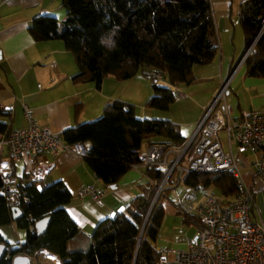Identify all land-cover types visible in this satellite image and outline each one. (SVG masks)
Here are the masks:
<instances>
[{"label": "trees", "instance_id": "16d2710c", "mask_svg": "<svg viewBox=\"0 0 264 264\" xmlns=\"http://www.w3.org/2000/svg\"><path fill=\"white\" fill-rule=\"evenodd\" d=\"M65 21L54 16L33 20L29 31L37 42L61 40L79 67L76 83H94L100 89L113 76L127 81L137 75L152 80L154 94L145 106L168 111L176 102L170 87L159 84L160 74L169 85L189 86L195 81V66L213 62L219 50L211 0H60ZM239 23L246 50L247 75L264 79V0L241 5ZM263 32V33H262ZM262 35L260 36V34ZM260 36V37H259ZM10 114L0 106V134L9 132L3 121ZM69 145L89 143L84 160L105 185H115L139 164V153L147 142L182 148L186 140L169 120L141 119L133 105L114 101L96 121L67 129L62 134ZM150 182L141 194L114 218L101 221L90 235L82 232L67 212L72 194L62 182L38 189L36 182L21 186L17 200L23 215L15 221L27 239L20 247L4 242L11 250L0 264H12L16 256H38L48 251L61 264H157L156 243L165 219L160 196L150 214L141 242L140 235L156 193L154 182L162 175L147 169ZM183 184L198 191L213 190L218 198H234L240 187L228 174L188 173ZM0 173V227L11 225L12 213L3 195ZM50 217L40 235L36 223ZM184 223L188 224L189 222Z\"/></svg>", "mask_w": 264, "mask_h": 264}, {"label": "crops", "instance_id": "0c3cea01", "mask_svg": "<svg viewBox=\"0 0 264 264\" xmlns=\"http://www.w3.org/2000/svg\"><path fill=\"white\" fill-rule=\"evenodd\" d=\"M246 1L211 0L219 46L217 55L211 64L194 67L195 81L189 86H171L163 79L161 85L174 91L176 102L168 111H158L145 106L146 97L141 101L136 97L142 94L143 80L147 79L142 75L127 81L109 76L100 89L94 83H76L73 79L79 73V67L63 41H35L29 31L35 18L54 16L61 22L65 21L66 12L60 0H0V106L10 114L3 121L10 125L9 132L26 128L28 122L24 106H28L38 124L62 135L67 129L98 120L106 106L122 101L135 107L138 118L169 120L176 124L187 142L203 116L204 107L237 68L227 93L233 115L238 117L247 110H264V79L250 77L245 63L240 65L246 51V40L239 13ZM147 81V96L151 98L153 83L150 79ZM172 107H179L180 115L172 112ZM1 137L2 134L0 141ZM222 141L227 150L225 135H222ZM149 143L152 142L145 143L143 149ZM248 153L244 157H241L243 154L237 156L245 184L256 193L254 218L261 219L264 218V185L252 168L256 155L251 151L245 154ZM3 163L10 165L13 178L21 186L36 182L38 189L42 190L45 186L62 182L72 194L67 212L86 235H90L104 219L114 218L123 212L141 194V188L150 182L147 170L137 166L119 183L105 185L84 158L74 152L57 156L46 152L38 156L33 165L26 160L11 162L6 152L0 154V165ZM175 177L176 174L171 180ZM89 186L99 192V200L78 198V192ZM168 191L170 193L164 199L173 205L180 189ZM0 237L5 243L20 247L25 243L27 233L18 229L12 220L11 225L0 227ZM36 258L39 264H61L58 257L48 251H41Z\"/></svg>", "mask_w": 264, "mask_h": 264}, {"label": "built area", "instance_id": "2783aa9c", "mask_svg": "<svg viewBox=\"0 0 264 264\" xmlns=\"http://www.w3.org/2000/svg\"><path fill=\"white\" fill-rule=\"evenodd\" d=\"M253 48L245 51L240 65L245 63ZM237 69L204 107L194 134L183 148L149 143L140 150L139 164L133 166L161 173V181L154 182L159 197L167 190L180 189L173 203L174 212L194 229L193 235L185 240L186 249L162 248L157 264H264V218H254L256 193L245 184L237 156L248 151L255 153L252 168L264 185V110H247L238 117L233 115L227 93ZM155 77L163 80L160 74ZM24 113L28 126L2 135L1 155L7 152L11 162L26 160L31 165L46 152L54 156L74 152L85 157L89 143L69 145L62 135L38 124L28 106H24ZM222 135L226 137L227 150ZM186 156L187 167L181 165ZM0 173L3 195L10 207L15 206L21 193L19 183L13 178L9 164H1ZM188 173L228 174L236 179L240 192L227 200L216 196L200 200L198 190L183 184ZM175 174V180H171ZM88 197L99 200L100 194L92 186L78 192L80 200ZM29 257L36 263V256Z\"/></svg>", "mask_w": 264, "mask_h": 264}, {"label": "rangeland", "instance_id": "374dc122", "mask_svg": "<svg viewBox=\"0 0 264 264\" xmlns=\"http://www.w3.org/2000/svg\"><path fill=\"white\" fill-rule=\"evenodd\" d=\"M145 86H142V94H137L136 97L137 99H139V101H141L142 99H145L146 97V102L148 101V96H147V85L149 83H147V79L143 80ZM161 81H159V84L161 85ZM153 83V82H152ZM163 83V82H162ZM138 102V100H136ZM146 104V103H145ZM179 107H172V112L176 113L177 115L179 114ZM189 142V139L187 140L186 143ZM248 154H243L241 157L247 156ZM182 166L187 167L188 164V160H187V156L184 158L183 162L181 163ZM170 193V191H166L164 195H162L163 199L164 196L167 195V193ZM177 193V192H176ZM210 196H217L216 192H214L213 190H208V191H198V197L200 200H205L206 198L210 197ZM163 204L165 206V220L163 223V227L161 230V235L160 238L158 240V242L156 243V247H163V248H177V249H186L185 247V240L187 237L193 235L194 233V229L188 227V225H186L183 221V219H181V217L179 215H176L173 211V205L170 201H163ZM157 247V248H158ZM161 250V249H159ZM34 264H39V260L36 259V263L33 262Z\"/></svg>", "mask_w": 264, "mask_h": 264}, {"label": "water", "instance_id": "95a60500", "mask_svg": "<svg viewBox=\"0 0 264 264\" xmlns=\"http://www.w3.org/2000/svg\"><path fill=\"white\" fill-rule=\"evenodd\" d=\"M262 33L260 34V36L262 35ZM158 197H159L158 194L155 193V196L152 200V203H151V206L149 208L147 217L145 219L144 225H143L142 230H141L139 243L141 242V239H142L143 233L145 231L148 219H149L150 214H151V212H152V210H153V208H154V206L158 200ZM11 213H12L13 221H17L23 215V212L18 205L11 207ZM50 221H51V218L47 217V218H44V219H42L36 223V229L40 235L44 234L47 231V228H48ZM10 252H11V250L9 249V247L5 243L0 242V263L5 257L10 255ZM12 264H33V262L31 261L29 256L20 255V256L14 257L12 259Z\"/></svg>", "mask_w": 264, "mask_h": 264}]
</instances>
